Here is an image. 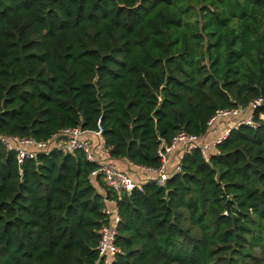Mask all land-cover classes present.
<instances>
[{
	"label": "trees",
	"instance_id": "trees-1",
	"mask_svg": "<svg viewBox=\"0 0 264 264\" xmlns=\"http://www.w3.org/2000/svg\"><path fill=\"white\" fill-rule=\"evenodd\" d=\"M258 97L264 0H0L2 135L47 140L100 122L113 161L158 168L162 142L204 137L217 111ZM262 114L264 104L258 126L232 129L208 160L180 155L165 185L120 196L81 150L20 164L0 142V264H105L110 199L122 250L111 264L264 260Z\"/></svg>",
	"mask_w": 264,
	"mask_h": 264
},
{
	"label": "built area",
	"instance_id": "built-area-1",
	"mask_svg": "<svg viewBox=\"0 0 264 264\" xmlns=\"http://www.w3.org/2000/svg\"><path fill=\"white\" fill-rule=\"evenodd\" d=\"M264 104V98H256L249 109L231 108L219 110L210 119V129L218 124L229 121L224 132L218 137L207 140L206 136L199 137L182 130L178 132L170 143L162 142L158 155L161 158V165L158 168H146L135 166L137 169L153 173L158 185H165L167 180L181 169V160L174 166L172 171L168 170L169 156L178 147H181V155L193 149H200L204 158L208 160L212 151H217L216 146L224 140L232 129H237L240 125L246 124L258 126L254 120L253 110ZM264 118V114L261 115ZM231 119H235L231 121ZM92 136V137H89ZM0 142L10 151L16 152L17 160L22 164L26 159H36L39 154H48L54 149H58L64 154H73L76 151H83L88 160L98 164V168L93 171V175L100 174L107 186L120 196L123 192L131 194L136 189H142L143 182H139L135 177L121 169L113 160L110 151L106 147L103 138V128L98 122L97 129L83 130L81 127H67L52 135L47 140H39L34 137L18 135L0 134ZM132 164V163H131ZM133 165V164H132ZM147 180H144V182ZM106 206L103 209L105 223L100 228V238L98 252L105 264H111L116 257L122 253L121 248L116 244L118 225L120 223L119 208L116 199L105 200Z\"/></svg>",
	"mask_w": 264,
	"mask_h": 264
},
{
	"label": "crops",
	"instance_id": "crops-1",
	"mask_svg": "<svg viewBox=\"0 0 264 264\" xmlns=\"http://www.w3.org/2000/svg\"><path fill=\"white\" fill-rule=\"evenodd\" d=\"M235 119H231V121H233ZM229 121H224L220 124H218L216 127L210 129L208 135H206V139L207 140H212L216 137H218L219 135H221L224 130L227 127ZM92 137V136H89ZM181 155V147H178L177 149H175L173 152L170 153L169 156V164H168V170L172 171L174 169V166L178 163L179 161V157ZM121 169L129 172L131 175H133L135 177L136 180H138L139 182H144V180H148L153 178L154 174L150 173V172H146L144 170L141 169H137L136 167H134V165H132L130 162L126 161V160H116L114 161Z\"/></svg>",
	"mask_w": 264,
	"mask_h": 264
},
{
	"label": "rangeland",
	"instance_id": "rangeland-1",
	"mask_svg": "<svg viewBox=\"0 0 264 264\" xmlns=\"http://www.w3.org/2000/svg\"><path fill=\"white\" fill-rule=\"evenodd\" d=\"M256 260H258L260 264H264V260H262V258L259 254H256L255 258H251L248 263L252 264Z\"/></svg>",
	"mask_w": 264,
	"mask_h": 264
}]
</instances>
